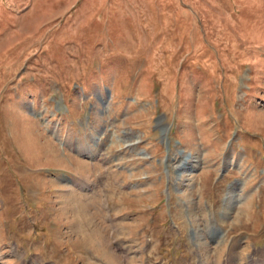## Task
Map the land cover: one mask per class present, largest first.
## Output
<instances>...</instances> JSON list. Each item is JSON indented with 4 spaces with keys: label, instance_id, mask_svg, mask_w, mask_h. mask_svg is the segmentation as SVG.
Here are the masks:
<instances>
[{
    "label": "rangeland",
    "instance_id": "rangeland-1",
    "mask_svg": "<svg viewBox=\"0 0 264 264\" xmlns=\"http://www.w3.org/2000/svg\"><path fill=\"white\" fill-rule=\"evenodd\" d=\"M0 264H264V0H0Z\"/></svg>",
    "mask_w": 264,
    "mask_h": 264
}]
</instances>
